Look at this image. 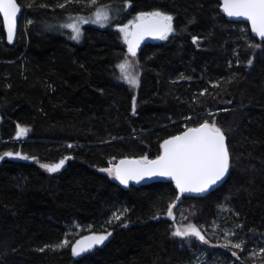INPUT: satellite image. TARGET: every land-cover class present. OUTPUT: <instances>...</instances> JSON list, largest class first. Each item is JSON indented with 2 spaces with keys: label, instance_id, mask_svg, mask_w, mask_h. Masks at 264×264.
<instances>
[{
  "label": "trees",
  "instance_id": "obj_1",
  "mask_svg": "<svg viewBox=\"0 0 264 264\" xmlns=\"http://www.w3.org/2000/svg\"><path fill=\"white\" fill-rule=\"evenodd\" d=\"M17 2L13 44L0 18V155L35 159L0 160V264H264V57L250 47L264 41L227 21L220 0ZM98 7L118 20L70 40L61 25ZM153 10L173 17V31L140 47L131 87L118 79L127 45L117 24ZM213 120L231 166L204 195L176 202L171 182L122 188L101 171L155 159L165 139ZM17 124L27 135L16 137ZM65 157L55 173L40 166ZM188 225L206 242L173 235ZM88 233L111 235L74 257L72 243Z\"/></svg>",
  "mask_w": 264,
  "mask_h": 264
},
{
  "label": "snow or ice",
  "instance_id": "obj_2",
  "mask_svg": "<svg viewBox=\"0 0 264 264\" xmlns=\"http://www.w3.org/2000/svg\"><path fill=\"white\" fill-rule=\"evenodd\" d=\"M66 2H70V0H66ZM91 2L95 3V0H91ZM58 6L63 8L65 5L60 4ZM128 6H131V0H128ZM221 8L229 18H244L250 22L251 31L264 41V0H222ZM21 12L22 8L18 5L17 0H0V16H2L3 27L7 32L9 43L13 42L19 18L18 14ZM93 15L94 19L91 22L98 23L101 27H104L106 23H111L112 19L118 20V17L110 18L108 12L102 8L97 9ZM172 21L171 15L160 10L142 11L135 17V22L129 21V24L123 26L117 24V27L119 32L123 34L128 54L135 58L140 41L146 36L161 40L167 39L173 31ZM88 22L87 19L77 17L71 23L63 24L61 27L70 29L72 32L70 39L79 42L82 36L79 25ZM129 25L132 26L131 30ZM196 39L193 37L194 42ZM250 47L258 49L259 55L264 57V47L257 44H252ZM252 63L253 61L250 60L249 64ZM116 67L120 71L118 79H122L131 87L139 86V73L132 71L134 65L128 56H125V59ZM133 113H135V97H133ZM28 131V128L17 124L16 137L25 136ZM69 147L71 148L72 145ZM160 150V154L155 159L150 160L147 156L139 159L125 158L120 160L118 164L101 169V171L107 172L110 176L114 175L115 179L123 185H127L130 180L139 182L145 177H170L175 181L176 189L179 190L180 194L208 192L212 186L223 181L230 171V152L226 144V135L214 120L212 122L204 121L196 127L187 128L179 135L165 139L160 144ZM13 156L25 160L30 158L20 152L9 151L0 155V160ZM31 159H35V157H31ZM68 159L70 157H65L55 164H41L40 166L49 173H55L64 166ZM176 199L179 200L180 196H177ZM172 212L173 209L170 205L168 215L172 216ZM121 215L123 213L114 214V217L119 220ZM110 235L111 233H93L77 240L72 245V255L75 257L89 253L96 246L102 245ZM173 235L181 238L193 236L206 242L195 225H188L183 230L177 228ZM225 235L227 237L228 235H235V233H226ZM67 243L65 240L57 246H64ZM241 243H235L232 246L240 248ZM40 250L43 251V249ZM233 255L236 253L234 252Z\"/></svg>",
  "mask_w": 264,
  "mask_h": 264
},
{
  "label": "water",
  "instance_id": "obj_3",
  "mask_svg": "<svg viewBox=\"0 0 264 264\" xmlns=\"http://www.w3.org/2000/svg\"><path fill=\"white\" fill-rule=\"evenodd\" d=\"M17 3H18V2H17ZM221 4H222V0H220V4H219V12L225 17V19H226L227 21H229V22L245 23V24L248 26V29H249V31H250L251 36L254 37V38H256V39L261 40L260 37L256 36V34L253 33V32L251 31V25H250V22L246 21L244 18H229V17H227V15H226L225 13H223V11H222ZM18 5H19V4H18ZM19 6H20V5H19ZM20 7H21V6H20ZM21 8H22V7H21ZM21 14H22V12L18 14L19 18H18V21H17V27H18V22H19V19H20V17H21ZM0 18H1V20H2V16H0ZM2 26H3V21H2ZM131 28H132V26H131ZM130 30H131V29H130ZM3 31H4V33H5V37H6V40H7V42H8L7 32H6V30L4 29V27H3ZM16 33H17V28H16V32H15V35H14V38H13V42H12V43H9V42H8L9 44H13V43L16 41ZM156 40H158V38H154V37H152V36H146L143 40L140 41V45H139V47L137 48V53L139 52V49H140V47H141L143 44H145V43H149V42H153V41H156ZM185 130H186V129H185ZM185 130H183L182 132H184ZM182 132H180V133H182ZM180 133H178V134H176V135H179ZM173 136H174V135H173ZM171 137H172V136H171ZM169 138H170V137H169ZM167 139H168V138H167ZM9 158H11V159H13V160H19V161H22V162H31V161H32L31 158H29V159H27V160H25V159H21V158H19V157H15V156H13V157H9ZM123 159H125V158H123ZM127 159H136V158H127ZM120 160H122V159H120ZM120 160H119V161H120ZM119 161H117L115 164H118ZM115 164H114V165H115ZM227 176H228V174H227ZM227 176H226V178H227ZM226 178H225V179H226ZM225 179H224L223 181H221V182H218L216 185L212 186L211 189H210L209 191H211V190H213L214 188H216V187H218L219 185H221V184L225 181ZM114 182H115L119 187H122V188H126V187H128V186H130V185L137 187V186L146 185V184H149V183H152V182H171V183L173 184L175 190H176L177 193H178L177 196H180V197H181L182 195L201 196V195H204V194H206V193L209 192V191H208V192L201 193V194H197V193H185V194H180V193H179V190L176 189L175 181H173L170 177H160V176L145 177V178L141 179L139 182H137L136 180H130V181L128 182L127 185H123V184H121V183H120L118 180H116L115 178H114ZM177 201H178V200H176V202H177ZM91 234H93V233H88V234H85V235L80 236L79 238H77V239L72 243V245L75 244V242H76L77 240H80L81 238H83V237H87V236H89V235H91ZM96 234H101V233H96ZM72 245H71V248H72ZM99 246H100V245H99ZM99 246H96L95 248H97V247H99ZM95 248H94V249H95ZM94 249H92V250H94ZM92 250H91V251H92ZM71 251H72V250H71ZM82 255H84V254H82Z\"/></svg>",
  "mask_w": 264,
  "mask_h": 264
},
{
  "label": "rangeland",
  "instance_id": "obj_4",
  "mask_svg": "<svg viewBox=\"0 0 264 264\" xmlns=\"http://www.w3.org/2000/svg\"><path fill=\"white\" fill-rule=\"evenodd\" d=\"M100 8H102V7H98L97 9H100ZM97 9H94V10H92L91 12H89L88 14H86V15H82V16L79 15V14H76V15L73 16L74 18H72V19L74 20V19H76L77 17H81V18L87 19V20L89 21L88 23H81V24L79 25V26H80V29H81V27H83L84 25H91V26H94V27H101L100 24H98V23H92V22H91V21L94 19V15H93V14L96 12ZM102 9H105V10L108 12L110 18L119 15V12H118V11H116V12H115V11L112 12V11H110L108 8H102ZM137 14H138V13H136L135 15H133V16H132L131 18H129L128 20L124 21L123 24H122L121 26H123V25H125V24H129V21H133V22H135V17L137 16ZM72 19H71L70 21H68L67 23H71V22H72ZM107 24H109V23H106L105 25H107ZM129 29H131V25H129ZM64 30L67 31V33H68V35H69V38H70V36L72 35L71 30L68 29V28H64ZM242 30H243V27L241 26V27L239 28L238 31H242ZM81 32H82V29H81ZM121 35H122V38H123V34H122V33H121ZM70 40H72V39H70ZM81 40H82V36H81V39L79 40V42H81ZM72 41H74V40H72ZM123 41H124V39H123ZM74 42L79 43V42H77V41H74ZM126 56H128L129 60H130V61L132 62V64L134 65L132 71H133L134 73H139L140 71H139V67H138L137 57L132 58V57L128 54V51H127Z\"/></svg>",
  "mask_w": 264,
  "mask_h": 264
},
{
  "label": "bare ground",
  "instance_id": "obj_5",
  "mask_svg": "<svg viewBox=\"0 0 264 264\" xmlns=\"http://www.w3.org/2000/svg\"><path fill=\"white\" fill-rule=\"evenodd\" d=\"M219 4H220V2H219Z\"/></svg>",
  "mask_w": 264,
  "mask_h": 264
}]
</instances>
